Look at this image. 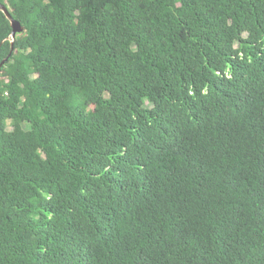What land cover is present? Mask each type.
<instances>
[{
  "label": "trees",
  "instance_id": "obj_1",
  "mask_svg": "<svg viewBox=\"0 0 264 264\" xmlns=\"http://www.w3.org/2000/svg\"><path fill=\"white\" fill-rule=\"evenodd\" d=\"M0 4V264H264V0Z\"/></svg>",
  "mask_w": 264,
  "mask_h": 264
},
{
  "label": "water",
  "instance_id": "obj_2",
  "mask_svg": "<svg viewBox=\"0 0 264 264\" xmlns=\"http://www.w3.org/2000/svg\"><path fill=\"white\" fill-rule=\"evenodd\" d=\"M0 10L5 14V16L8 18V20L11 22V26H12V40H13V43H12V52L14 51V41L16 40V37L19 33H22L23 32V27L21 26L20 23L16 22L10 15V13L8 12L7 9H5V7L3 5L0 4ZM7 60H5L4 62H2V64L0 65V71L4 65V63L6 62Z\"/></svg>",
  "mask_w": 264,
  "mask_h": 264
},
{
  "label": "rangeland",
  "instance_id": "obj_3",
  "mask_svg": "<svg viewBox=\"0 0 264 264\" xmlns=\"http://www.w3.org/2000/svg\"><path fill=\"white\" fill-rule=\"evenodd\" d=\"M95 112H97V109H95Z\"/></svg>",
  "mask_w": 264,
  "mask_h": 264
}]
</instances>
